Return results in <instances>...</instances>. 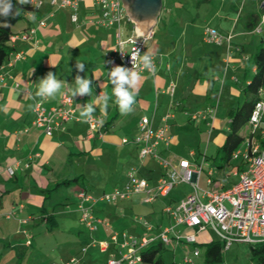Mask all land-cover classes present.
<instances>
[{"label": "crops", "instance_id": "1", "mask_svg": "<svg viewBox=\"0 0 264 264\" xmlns=\"http://www.w3.org/2000/svg\"><path fill=\"white\" fill-rule=\"evenodd\" d=\"M234 1L216 0L209 20L211 27L219 33L233 34L230 50L225 41L214 44L204 40L206 25L199 26L201 41L198 42L192 36V29L180 27V21L172 22L178 27L156 34L162 5L147 32V26L135 22L126 11L130 21L123 23L122 37L133 33V26L137 33L149 34L146 51L156 59L154 74L137 71L141 73V79L137 85L136 102L133 111L126 115L119 112L115 98L109 101L107 111L103 110V98L112 91L108 72L122 64L115 51L116 27L99 23L100 7L93 0H79L76 21L71 20L70 8L53 9L47 0L38 9L24 11L20 24L12 27L13 33L29 27H35V32L29 41L16 39L11 42L16 47L15 52H21L22 56L10 65L5 62L0 69V264H63L71 257L79 258L81 264H105L110 257L119 258L126 251L120 245L123 232L150 239L168 226L162 225L160 219L159 224L152 226L144 218V213L154 212L156 198L144 202L142 192L113 202H83L91 207L94 215L108 222L109 227L100 224L90 231L80 221V190L98 196L111 188L123 187L127 182L123 171L128 172L130 167H135L136 174L146 179L150 188L156 185L163 173L161 166L152 156L139 159L138 144L131 141L143 116L151 117L153 127H158L167 112L173 113L166 130L169 145L160 143L157 152L174 163L186 158L196 171L201 165L194 175L197 184L203 172L207 175V185L222 189L233 184L225 187L218 182L211 168V165L221 168L216 165L220 154L218 149L231 127L245 137L239 144L243 146L233 153L244 151L249 144L264 147V125L253 136L248 120L233 122L230 115L243 103L244 86L254 71L252 54L260 42L259 33L246 28L247 17L258 14L259 9L256 10L254 4H247V0H237L238 6ZM261 18L263 20V16ZM40 19L44 20V25L38 26ZM156 37L157 41H154ZM80 63L85 66L83 72L76 68ZM48 72L63 81L62 93L70 95L77 76L93 81L92 96H72L73 118L50 135L31 125L33 105L40 98L35 95L38 82ZM170 82L175 85L172 97L164 91ZM60 97L61 94L55 98H42L43 104H57ZM85 104H92L95 108L93 115L103 121L101 130L93 135L89 134L86 121L78 118ZM210 107L214 108L213 115L196 120L188 117L187 113ZM216 129L220 132L215 133ZM203 133H207L206 143L201 141ZM197 136L199 140H196ZM123 138L130 141L123 143ZM247 139H251L250 142ZM193 142L196 146L192 147ZM213 142L216 143L214 154L208 155ZM237 158L232 154L231 159ZM236 161L233 167L237 176L246 166L243 158ZM155 164L159 167L157 172L154 171ZM112 165L113 170L106 171L112 175L110 179L100 169ZM8 167H15L12 175L8 173ZM170 191L161 197H167ZM7 213L11 215L7 217ZM139 218H144L151 230L147 231ZM168 221L174 222L170 216ZM182 228L190 229L183 224L175 226L177 232H182ZM114 231L118 233L117 242L110 240ZM207 231L197 233L199 243L211 240L208 237L211 233ZM53 233L50 242L57 244V252L41 260L37 243ZM170 235L171 240L173 234ZM92 241L108 242L106 251H100L97 245L91 244ZM84 246H87L86 251L81 252ZM262 248L260 245L257 248L260 252H253L258 257L264 255Z\"/></svg>", "mask_w": 264, "mask_h": 264}, {"label": "built area", "instance_id": "2", "mask_svg": "<svg viewBox=\"0 0 264 264\" xmlns=\"http://www.w3.org/2000/svg\"><path fill=\"white\" fill-rule=\"evenodd\" d=\"M45 0H31L29 6L38 9L43 5ZM53 9L68 7L71 9V20H77V6L79 0H47ZM101 9V19L99 23L110 26L114 25L115 30V51L119 61L123 67L154 74L156 70V59L154 55L146 51V41L149 39V34H139L133 26V33L126 38L120 33L122 25L125 21H130L126 10L123 7L122 0H93ZM30 12V11H29ZM37 25H44V20L37 21ZM260 26H256L252 32L258 33ZM35 32V27H29L26 30L14 33L10 36V41L16 39L24 41L31 40ZM203 38L208 43L220 44L225 41L228 50L231 47L232 33L223 35L217 29L211 26H205L203 29ZM148 53L152 57L153 65L151 70L143 69L138 59L134 61L132 57L136 53ZM21 52H15L10 56V59L5 64L10 65L13 61L21 58ZM258 89V98L254 103L252 111L248 119L250 134L255 135L257 131L262 129L264 125V82ZM164 91L171 97L175 91V85L170 82L165 86ZM74 100L72 95L63 93L57 104L45 106L43 99L38 98L33 105L34 118L31 125L42 128L46 135H50L54 129L63 127L64 123L73 118ZM177 105V103H175ZM214 108L202 109L187 113L191 120L205 118L207 115H213ZM173 117L172 112H167L162 117V124L158 127H153L152 118L143 116L138 121V134L132 138V142L138 144L139 159L145 156H152L161 166L163 173L158 178L156 185L150 188L147 180L139 177L136 174L135 167H130L127 172V182L123 187H114L111 190L102 192L98 196H91L85 191L80 190L78 197L80 198V221L90 230L93 231L98 225L110 224L100 217L94 215L90 206L83 202L94 203L96 201L113 202L129 198L132 194L142 192L144 194L143 201L150 202L158 196H165L168 192L179 183L189 184L192 192L182 199L176 208L166 206L164 211L174 220V224L162 228L154 238H136L133 235H128L123 232V241L120 244L125 247L126 251L120 254L119 258L110 257L105 264H136L141 262L140 250L144 249L150 242L160 240L163 244L170 242V234H173L172 239L177 241L184 240L186 243H193L194 249L191 255H186L181 263L192 264V257H197L200 254L197 233L207 229L212 230L219 237V241L223 244V248H228L233 242H246L248 244H257L264 241V147L260 148L257 145H250L244 151L233 153V158L241 155L245 161V168L237 173L238 180L229 187L214 191L200 190L194 175L199 172L191 168L188 159H179L174 163L171 158L163 157L158 154L157 147L160 143L165 146L169 145L170 138L166 134L168 119ZM89 134L93 135L99 132L103 127V121L98 115H92L86 121ZM251 139H247L250 142ZM130 141L123 138L122 142ZM192 154V153H191ZM203 161V160H202ZM201 161V163H202ZM7 171L10 175L15 172V167H8ZM209 181V180H208ZM11 214L7 213L9 217ZM142 226L149 231L151 225L144 219L139 218ZM184 225L194 232L183 233L177 232L175 226ZM118 233L114 231L110 236V240L117 242ZM92 245H97L100 251H106L108 242L92 241ZM87 246L81 248V252L86 251ZM55 264V263H51ZM63 264H81L79 258L71 257Z\"/></svg>", "mask_w": 264, "mask_h": 264}, {"label": "rangeland", "instance_id": "3", "mask_svg": "<svg viewBox=\"0 0 264 264\" xmlns=\"http://www.w3.org/2000/svg\"><path fill=\"white\" fill-rule=\"evenodd\" d=\"M215 1L216 0H163L162 6L163 9L161 11V20L159 24L155 28L156 34L162 33L164 31H170L175 28L178 25L176 24L179 22L180 27H187L188 29H192V36L195 41L200 40L199 26H207L210 25V17L213 16L212 13L214 12L215 9ZM219 1V0H217ZM236 1V2H235ZM234 2L236 3L235 6H238L237 3L238 1L235 0ZM247 4H254L256 10L260 8V3L259 0H247ZM259 12V10H258ZM176 13L179 14L176 16ZM244 15V14H243ZM179 18V19H178ZM244 17L241 18L240 22H242ZM176 22L173 24L172 22ZM171 23V26H168V24ZM20 24V20L14 25L15 27ZM175 25V26H173ZM211 26V25H210ZM167 29V30H166ZM159 39V38H158ZM154 41H157V37L154 39ZM153 41V42H154ZM201 41V40H200ZM252 61V60H251ZM226 126V125H225ZM226 127L223 128L222 130V135L225 136L226 134ZM222 128H220L221 131ZM219 129H216L215 133L220 132ZM138 132L136 133L135 136H137ZM202 137V142L206 143L207 141V133H203ZM134 136V137H135ZM200 136V135H199ZM199 136L196 137V140H199ZM133 137V138H134ZM194 140L195 142H197ZM210 140V138L208 139ZM213 141V137L211 138ZM194 143V142H193ZM214 143V142H213ZM191 146H196V144H191ZM216 146V143H214L213 146L210 147V151L207 153L208 155H213L214 154V148ZM243 144L239 145V147L236 148L239 149L242 147ZM189 148V147H188ZM221 154H219L217 163L216 165L221 163ZM243 157L241 155L238 156L237 159H231L230 164L220 166L221 168L213 167L211 165V168H213L214 171V177L217 178L218 182L225 184V187L230 184L236 182L238 180V177L234 174L235 168L233 165L237 162L236 160L242 159ZM113 165L111 168L109 166H102L101 171L103 172V175H106L107 177H110L112 179L111 174H106L107 170H113ZM154 171L157 172L159 171V167L155 164ZM126 173L127 176V171H123ZM101 173H99V176ZM207 175L205 173H202V177L200 180V183L198 182V187L200 190H208L209 191H214V190H219V186H214V185H207L205 183ZM110 182V181H109ZM71 187V186H70ZM87 187L91 188L90 185H87ZM192 192V188H190L189 184H184V183H179L173 186L171 189L169 195L167 197H155L156 201L154 203V212H150L149 214L144 213V218L153 226L154 224H159V219L162 221V225L168 224L169 226L171 223L173 224L174 222L172 221L171 223H168V214L162 210L167 206H170L171 208H176V206L180 203L182 199H185L186 196H188ZM172 198V201H169V199ZM149 207V205L147 206ZM142 207H140V212H142ZM143 218V219H144ZM144 219V220H145ZM183 229V228H182ZM207 233H211L208 235L209 239L211 240H220L219 237L212 232V230L207 229ZM183 233H193V229H183L180 230ZM53 235L54 233L50 236H45L40 243H37V249L39 252H41L38 258L45 260L46 255H52L54 252H57V244L53 241L50 242V240H53ZM171 236V235H170ZM39 238V237H38ZM40 239V238H39ZM256 246L257 248L259 245H253V244H248L246 242H233L230 247L228 248H223L221 252V263L220 264H264L259 262L258 254H255L253 252L252 247ZM164 247L166 250L164 251L163 254V259L165 264H178L181 263L183 258L186 255H191L193 249H194V244L193 243H186L184 240L177 241L176 239H171L169 243L164 244ZM57 248V249H56ZM193 262L192 264H205L204 258H203V253L202 250L200 249V255L197 257H192ZM137 264H143L137 263Z\"/></svg>", "mask_w": 264, "mask_h": 264}, {"label": "trees", "instance_id": "4", "mask_svg": "<svg viewBox=\"0 0 264 264\" xmlns=\"http://www.w3.org/2000/svg\"><path fill=\"white\" fill-rule=\"evenodd\" d=\"M14 8L19 13L14 18H8L7 25H0V69L3 64L10 59V56L15 53L16 47L11 44L10 36L13 33L12 27L23 18V13L25 10H34L29 5H19V0H13ZM264 14V9L259 8L258 14H251L247 17L246 28L253 31L254 28L260 26L259 36L260 42L257 45L255 52L252 54V60L254 65V71L251 76V80L248 84L244 86L245 97L242 105L230 112L232 121H247L249 119L250 113L254 106L255 101L258 98V89L264 82V22L261 20ZM245 137H243L237 130L231 127L230 132H228L223 139V143L220 145L218 151L221 156L220 166L228 164L229 160L232 158V154L235 149L243 142ZM251 245V244H250ZM253 245H262L264 249V241L261 243ZM196 246L199 250H202L203 258L205 264H220L221 263V252L223 250V244L218 240H210L207 243H197ZM253 251H259L256 246L252 247ZM166 248L160 240H154L150 242L139 254L141 256V262L143 264H165L163 259V254ZM200 255V254H199ZM259 260H264V255H260Z\"/></svg>", "mask_w": 264, "mask_h": 264}, {"label": "clouds", "instance_id": "5", "mask_svg": "<svg viewBox=\"0 0 264 264\" xmlns=\"http://www.w3.org/2000/svg\"><path fill=\"white\" fill-rule=\"evenodd\" d=\"M30 2L31 0H19V5L30 4ZM18 14L14 8L13 0H0V25H7L8 18H14ZM137 59L143 69H152L153 61L148 53L139 54L137 52L136 56L132 57L133 63ZM76 68L78 71L83 72L85 66L80 63L76 65ZM108 75L112 91L110 95H105L103 98V110L107 111L109 101L115 98L114 103L122 115L131 113L136 102L137 85L141 79V73L133 70V68L115 66L108 72ZM92 85V80L77 76L71 94L73 97L78 95L91 97L93 94ZM62 87L63 81L58 79L56 74L48 72L44 78L39 80L35 95L41 98H55L57 94H63ZM94 111L95 108L92 104H85L78 118L87 121L92 117Z\"/></svg>", "mask_w": 264, "mask_h": 264}, {"label": "water", "instance_id": "6", "mask_svg": "<svg viewBox=\"0 0 264 264\" xmlns=\"http://www.w3.org/2000/svg\"><path fill=\"white\" fill-rule=\"evenodd\" d=\"M122 3L135 22L147 26L146 32L156 20L162 5L161 0H122ZM260 7L264 9V0L261 1ZM262 21L264 22V14Z\"/></svg>", "mask_w": 264, "mask_h": 264}]
</instances>
